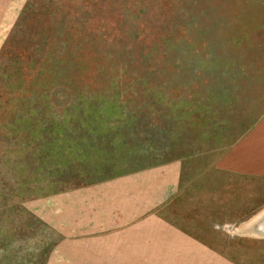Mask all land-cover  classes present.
<instances>
[{
  "label": "rangeland",
  "instance_id": "rangeland-1",
  "mask_svg": "<svg viewBox=\"0 0 264 264\" xmlns=\"http://www.w3.org/2000/svg\"><path fill=\"white\" fill-rule=\"evenodd\" d=\"M263 114L264 0H0V264L60 239L26 201L173 160L158 213L264 264V177L214 166Z\"/></svg>",
  "mask_w": 264,
  "mask_h": 264
},
{
  "label": "crops",
  "instance_id": "crops-1",
  "mask_svg": "<svg viewBox=\"0 0 264 264\" xmlns=\"http://www.w3.org/2000/svg\"><path fill=\"white\" fill-rule=\"evenodd\" d=\"M214 166L244 179L264 177V114ZM182 177V161L173 160L26 201L60 235L46 264H228L158 213L178 193ZM262 218L264 210L243 226Z\"/></svg>",
  "mask_w": 264,
  "mask_h": 264
},
{
  "label": "trees",
  "instance_id": "trees-1",
  "mask_svg": "<svg viewBox=\"0 0 264 264\" xmlns=\"http://www.w3.org/2000/svg\"><path fill=\"white\" fill-rule=\"evenodd\" d=\"M101 180H103V179H101ZM95 182H98V181H95ZM95 182H87V183H83V185H87V184H91V183H95Z\"/></svg>",
  "mask_w": 264,
  "mask_h": 264
}]
</instances>
